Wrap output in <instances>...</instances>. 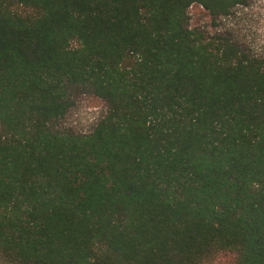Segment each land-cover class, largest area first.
Returning <instances> with one entry per match:
<instances>
[{"label":"trees","instance_id":"1","mask_svg":"<svg viewBox=\"0 0 264 264\" xmlns=\"http://www.w3.org/2000/svg\"><path fill=\"white\" fill-rule=\"evenodd\" d=\"M253 2L0 0V264H264V49L217 28Z\"/></svg>","mask_w":264,"mask_h":264},{"label":"rangeland","instance_id":"2","mask_svg":"<svg viewBox=\"0 0 264 264\" xmlns=\"http://www.w3.org/2000/svg\"><path fill=\"white\" fill-rule=\"evenodd\" d=\"M234 16L220 19L217 28L226 30L230 23L238 24L241 34L255 49H264V0H254L252 7L246 10H238ZM191 27H200L203 30L215 31L211 25L207 12L198 4H192L188 8ZM236 19L235 21H232ZM231 20V22H229ZM235 24V25H236ZM103 100L89 91L76 90L73 94V103L67 113L57 124L58 129L71 130L75 133L86 134L92 130L97 121L105 112ZM204 264H230V257L225 253L218 254Z\"/></svg>","mask_w":264,"mask_h":264}]
</instances>
